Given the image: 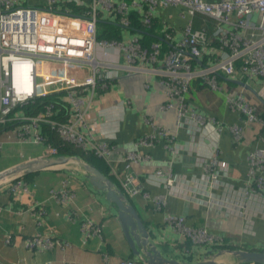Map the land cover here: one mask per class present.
Returning <instances> with one entry per match:
<instances>
[{"label":"built area","instance_id":"1","mask_svg":"<svg viewBox=\"0 0 264 264\" xmlns=\"http://www.w3.org/2000/svg\"><path fill=\"white\" fill-rule=\"evenodd\" d=\"M59 1L64 0H49L48 7L38 8L26 4L17 6L13 0H0V126L12 124L14 127L8 130L15 131L20 139L42 144L44 156L59 154L55 147L46 143L39 123H45L62 140L95 154L108 164L112 146L102 141L98 132L101 100L112 83L130 75L156 77L165 88L167 100L163 107L174 108L180 118V127L187 124L190 133H199L211 143H215L220 132L226 129L237 144L241 142L243 131L237 126L226 128L220 125L215 118L199 113L188 103V91L195 80L222 94L228 110L243 117V125L264 129V121L258 116L256 106L246 98V89L240 87L234 93L225 92V82L218 79H246L245 84L257 82L256 96L264 104V0H141L132 5L90 0L89 9L82 17L56 11ZM158 6H175L189 12L190 16L194 13L207 16L216 21V30L212 37L208 36L203 29L192 27L190 17L181 29V36L171 27H162L166 48L160 42L142 46L140 39L135 37L125 42L98 38L96 23L100 9L116 15L117 22L125 27L130 24L129 14L134 7L143 26L148 28ZM214 40L217 46L211 44ZM52 94H60L58 101L69 104L63 109H55V116L50 115L52 105L34 117L15 110L19 105ZM60 112L63 114L57 118ZM155 131L162 137L170 136L165 129ZM260 137L264 141V131ZM152 138L155 133L138 139L134 145L147 146ZM142 159L144 157L137 151L124 157L125 164ZM248 159V187L254 195L263 197L264 149H254ZM227 166L217 159V155L205 164L209 188L206 195L209 197L214 196L211 190L219 188L235 196L227 183V176L220 173ZM111 174L116 175L113 168ZM155 175L170 195L180 192L170 173L161 177L162 172L156 170ZM118 182L119 189L128 199L140 196L155 208L164 205V196L152 197L141 190L131 174L118 177ZM3 189L14 195L18 186L7 183L0 187ZM62 194L72 196L68 191ZM165 220L174 231L186 235L191 244L210 247L224 244L221 237L205 229L186 227L183 217L167 215ZM81 229L84 242L93 236L101 238V224L86 219ZM54 243L68 245L47 235L25 239L30 250L49 249ZM108 264L142 263L135 259H118Z\"/></svg>","mask_w":264,"mask_h":264},{"label":"crops","instance_id":"2","mask_svg":"<svg viewBox=\"0 0 264 264\" xmlns=\"http://www.w3.org/2000/svg\"><path fill=\"white\" fill-rule=\"evenodd\" d=\"M84 1L77 0V3ZM110 1L130 5L141 2ZM13 2L17 6H49V0ZM130 13H137L134 7ZM154 17L162 27H171L181 36V29L191 16L179 7L158 6ZM97 18L108 23H116L118 19L103 9ZM141 31L121 28L119 40L125 42L132 37L143 40ZM226 81L225 92L234 93L244 87L246 98L258 112L261 111L264 104L256 96L257 82L245 84L248 82L246 79L235 81L230 78ZM166 100L165 88L156 77L123 76L103 93L102 115L98 118L99 138L112 146L108 164L105 162L107 176L119 188L118 177L131 174L141 190L152 197L164 196L161 208H155L140 196L128 199L149 234V242L166 259L199 261L220 250L209 245L191 244L186 235L174 231L166 222V216L172 215L183 217L186 227L205 229L235 248L264 250V193L263 197L256 196L248 187V155L254 149H264V141L260 137L262 129L243 125V117L228 110L222 94L195 80L188 91V103L199 113L215 118L220 125L226 128L237 126L243 131L241 142L237 144L226 129L220 132L215 143H211L199 133H190L187 124L180 127L176 110L163 107ZM158 128L165 129L170 136L162 137L155 131ZM153 133L155 138L150 139L149 145L135 147L138 139ZM0 142V173L44 157L42 144L24 141L13 130L2 131ZM132 151H137L144 159L125 164L124 157ZM214 155L228 165L220 173L227 176V183L235 192L234 197L221 188L210 191L214 193L213 197L206 195L205 164ZM111 168L116 175L111 174ZM79 169L73 166V169L43 170L13 179L7 183L18 186L14 195L8 189L0 190V264H108L118 259L139 260L122 233L116 208L106 201L103 193L89 184L85 173ZM156 170L162 172L161 177L170 173L180 192L170 195L156 177ZM25 177L28 178L22 179ZM63 191L70 192L72 196L64 197ZM86 219L102 225L101 238L93 236L84 242L81 227ZM36 235L55 237L68 245L54 243L49 249L30 250L25 239ZM186 242L190 243L188 252L176 246ZM140 253L142 256L146 254L141 249ZM226 264L236 263L229 258Z\"/></svg>","mask_w":264,"mask_h":264},{"label":"water","instance_id":"3","mask_svg":"<svg viewBox=\"0 0 264 264\" xmlns=\"http://www.w3.org/2000/svg\"><path fill=\"white\" fill-rule=\"evenodd\" d=\"M244 85V83H242ZM76 166L83 170L89 184L98 192L103 193L106 201L116 208V218L119 221L122 233L133 255L142 264H226L229 258L236 264H264V250H247L226 248L216 251L211 256H206L199 261L166 259L149 242V234L142 223L135 208L129 203L128 198L111 180L95 166L78 156H44L26 161L16 167L0 173V187L13 179L36 173L43 170H61ZM140 249L146 252L142 256Z\"/></svg>","mask_w":264,"mask_h":264},{"label":"trees","instance_id":"4","mask_svg":"<svg viewBox=\"0 0 264 264\" xmlns=\"http://www.w3.org/2000/svg\"><path fill=\"white\" fill-rule=\"evenodd\" d=\"M89 3L90 0H85L84 2L77 3V0H64L60 3V1L56 4L55 8L56 11H65L67 14L72 15L74 17H82L89 9ZM137 14V13H136ZM135 13L129 14V20L130 24L128 26H122L119 25V23H108L106 21H103L101 19H98L96 26H97V33L98 38L103 39H116L119 40V30L121 28H125L126 30L130 31H136L141 30L143 33V40H140V44L142 46H149L153 42H160L163 47H167V43L162 40V25L159 23V20L157 18L152 19V24L150 27L145 28L142 26L140 22V16L138 17ZM192 19V27L194 29H203L206 31L208 36L213 35V33L216 30V21L214 19H211L207 16H204L202 14L194 13L191 15ZM216 39V37H215ZM213 46H217V42L214 40L211 42ZM220 81L227 82L226 79L222 77H218ZM60 94H52L47 95L41 98H36L26 104L19 105L15 108V110H20L21 113H23L25 116L28 117H34L40 113L45 112V108L49 105H52V109L50 111V115L55 116L56 110H60L61 108L68 107V102L61 103L58 101V97ZM60 112L57 116V118H61ZM258 116L260 119L264 121V106H262L261 111L258 113ZM23 124V122H21ZM14 125L7 124L0 126V133L4 130L12 129ZM17 127V126H16ZM39 129H41L42 134L46 137L47 141L46 143L50 146H53L57 149L59 155H65V156H78L91 165L98 168L100 171H102L104 174H108L105 161L101 158L97 157L95 154L91 152L83 151L82 149L76 147L74 144L64 141L61 138L57 136L55 131L45 123H39ZM264 129H262L263 133ZM30 175V174H29ZM29 177V176H28ZM28 177L22 178L27 179ZM5 190V189H3ZM1 190V191H3ZM176 246H178L179 249H182L183 251H190V243L186 242L185 244H179L177 243ZM226 248H235L233 245L230 244H222L215 248V250L218 249H226ZM248 249V248H245Z\"/></svg>","mask_w":264,"mask_h":264},{"label":"bare ground","instance_id":"5","mask_svg":"<svg viewBox=\"0 0 264 264\" xmlns=\"http://www.w3.org/2000/svg\"><path fill=\"white\" fill-rule=\"evenodd\" d=\"M79 170H80V169H79ZM232 261H235V260L232 259Z\"/></svg>","mask_w":264,"mask_h":264},{"label":"rangeland","instance_id":"6","mask_svg":"<svg viewBox=\"0 0 264 264\" xmlns=\"http://www.w3.org/2000/svg\"><path fill=\"white\" fill-rule=\"evenodd\" d=\"M71 169H73V167H70Z\"/></svg>","mask_w":264,"mask_h":264}]
</instances>
